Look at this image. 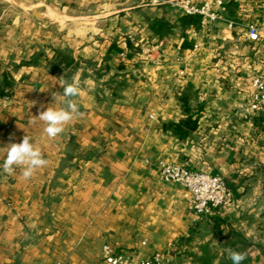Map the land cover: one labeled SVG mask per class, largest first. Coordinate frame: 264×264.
Returning a JSON list of instances; mask_svg holds the SVG:
<instances>
[{
	"label": "crops",
	"instance_id": "1",
	"mask_svg": "<svg viewBox=\"0 0 264 264\" xmlns=\"http://www.w3.org/2000/svg\"><path fill=\"white\" fill-rule=\"evenodd\" d=\"M222 14L264 26V0ZM187 15L168 0H0V166L25 135L47 160L30 179L0 167V264H109L106 244L134 263L232 264V249L264 264V112L239 110L264 39ZM61 80L78 112L49 138L36 117L64 106ZM161 160L222 175L232 207L196 215Z\"/></svg>",
	"mask_w": 264,
	"mask_h": 264
},
{
	"label": "built area",
	"instance_id": "2",
	"mask_svg": "<svg viewBox=\"0 0 264 264\" xmlns=\"http://www.w3.org/2000/svg\"><path fill=\"white\" fill-rule=\"evenodd\" d=\"M160 3V0H150ZM232 0H203L195 3L193 0H168L178 5L188 15L201 17L202 27H208L216 22H224L234 29L239 26L246 28L249 39L260 42L264 39V26L256 22L243 23L239 19L228 18L222 14L224 6ZM198 46V45H196ZM254 90L247 102L240 103L239 110L244 118H250L264 112V73L252 75ZM158 169L166 181H174L187 190V206L196 215H207L214 211H226L234 201L226 179L219 174L190 170L184 165L158 161ZM105 260L109 264H162L161 254L157 253L152 259L140 260L134 263L123 252L106 244L103 247Z\"/></svg>",
	"mask_w": 264,
	"mask_h": 264
},
{
	"label": "clouds",
	"instance_id": "3",
	"mask_svg": "<svg viewBox=\"0 0 264 264\" xmlns=\"http://www.w3.org/2000/svg\"><path fill=\"white\" fill-rule=\"evenodd\" d=\"M59 84L63 88L61 97L64 106L58 109L48 106L47 110L40 112L38 117L34 116L44 122V132L49 138H55L63 132L64 126L73 119V114L78 112V105L72 98L79 95V87L75 83H68L64 80H61ZM53 96L55 101L61 99L55 93ZM35 103L32 101L30 105L33 106ZM46 164L47 160L43 158L41 150L25 135L21 143H11L6 147V158L0 167L5 172L13 170L14 166L21 167L22 176L25 179H30L37 169L46 166ZM228 258L232 264H241L246 257L242 252L228 249Z\"/></svg>",
	"mask_w": 264,
	"mask_h": 264
},
{
	"label": "trees",
	"instance_id": "4",
	"mask_svg": "<svg viewBox=\"0 0 264 264\" xmlns=\"http://www.w3.org/2000/svg\"><path fill=\"white\" fill-rule=\"evenodd\" d=\"M234 19H237L236 17ZM182 22L183 23H195V24H200L201 23V17L200 16H196V15H187V16H184L182 17ZM249 22H256V23H259L258 21V18H255L253 21H249ZM61 55L64 54V52L62 50L58 51ZM63 58L65 60H68V56L67 54H65V56H63ZM208 262V261H207ZM209 262H210V259H209ZM208 262V263H209ZM230 263V262H229ZM232 263V261H231ZM204 264H207V263H204ZM221 264H228V261H222ZM241 264H244V263H241Z\"/></svg>",
	"mask_w": 264,
	"mask_h": 264
},
{
	"label": "rangeland",
	"instance_id": "5",
	"mask_svg": "<svg viewBox=\"0 0 264 264\" xmlns=\"http://www.w3.org/2000/svg\"><path fill=\"white\" fill-rule=\"evenodd\" d=\"M213 257H214V258H213ZM217 258H218V254H217L216 252H212V251H211L210 261H211V260H212V261H213V260L215 261ZM196 260H197V259H196Z\"/></svg>",
	"mask_w": 264,
	"mask_h": 264
}]
</instances>
